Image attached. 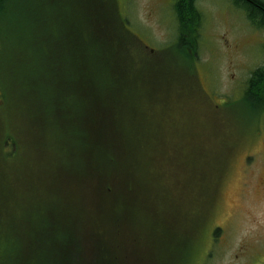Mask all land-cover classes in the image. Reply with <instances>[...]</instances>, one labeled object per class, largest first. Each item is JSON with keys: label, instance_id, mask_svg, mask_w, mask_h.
I'll use <instances>...</instances> for the list:
<instances>
[{"label": "rangeland", "instance_id": "rangeland-1", "mask_svg": "<svg viewBox=\"0 0 264 264\" xmlns=\"http://www.w3.org/2000/svg\"><path fill=\"white\" fill-rule=\"evenodd\" d=\"M12 1L0 40V238L6 239L0 253L7 242L6 258L23 264L18 253L26 243L20 239H29L49 219L66 236L63 217L72 222L77 211L69 231L85 215L95 222L94 230L115 238L108 241L118 246L124 264H264V133L259 101L244 99L250 68L259 60L246 59V18L232 1L196 3L203 25L192 82L186 78L192 68L175 53V0H116L131 40L126 37L128 44L109 50L98 47L100 58L93 62L87 57L89 42L47 44L35 33L29 0H17L22 1L17 7ZM55 21L58 41L71 27L59 12ZM92 64L100 65V75L110 82L105 86L112 87L101 92L109 110L90 113L98 115L92 125L105 123L98 126L101 133L117 120L116 133L137 135L127 139L136 146L130 147L138 165L132 171L126 161L120 165L119 149L113 150V168L104 155V170L96 175L78 169L84 158L70 156L75 144L63 153V142L71 138L64 139L65 129L58 128L55 95L79 89L80 70L88 75ZM168 73L170 83L164 79ZM36 124L48 129L47 148L53 147L48 152H43L45 142L35 144L42 145L40 135L35 142L28 132ZM141 130L166 141L150 143L137 133ZM102 135L115 143L108 138L113 134ZM80 174L86 180L74 183ZM62 206L52 218L51 210ZM114 217L124 220L117 233ZM58 248L57 242L36 241L32 264H55Z\"/></svg>", "mask_w": 264, "mask_h": 264}, {"label": "trees", "instance_id": "trees-1", "mask_svg": "<svg viewBox=\"0 0 264 264\" xmlns=\"http://www.w3.org/2000/svg\"><path fill=\"white\" fill-rule=\"evenodd\" d=\"M8 1L9 0H0V40L2 38L4 15L7 11ZM16 1L17 0H13L11 5L17 7L22 3V1H20L18 4H15ZM29 3V16L36 23L35 30L37 31L35 33L37 36H42L47 44H68L70 41H72V43L75 42L76 44H81V41L89 42L87 57L90 62L100 58L98 47L102 50H109L111 47L113 49L114 45L117 47V45L121 46L122 44H128L126 37L131 40L129 33L124 28L125 24L122 21L119 12L116 11V0H29ZM56 12H59L62 23L71 27V32H68L66 28L63 29L64 31H62L61 37L58 41L55 28ZM174 12L178 29V44L174 47L175 53H177V56L184 58L189 68H192L193 61L196 60L197 56V47L199 45L197 43L203 25V15L196 7V0H176ZM84 22L86 23V27H83ZM41 27L43 32L39 30ZM107 39L112 41V43L104 44ZM124 48H127V45H125ZM83 67L86 68L85 65ZM101 71L99 64L90 65L88 75L86 74L83 76L82 70H80L81 75L78 78L79 82L76 84L79 85V89H75L73 93H67L62 96L55 95L57 111V114H55L58 121V128L65 129L64 139L71 138L63 142V145L66 148L63 153L75 144L76 152L71 150L70 156L74 157L78 154L84 158V162H80L78 169L81 171L82 168V173L87 172L88 175L89 173L96 175V172L104 170V155L108 165L113 168L117 161L113 155L114 149H119L121 152V155L118 157L120 165H123L126 161L129 171H132L138 166L135 162V152L130 151V147L135 148L136 146L128 144L129 142H132V140L127 141V139L132 137H134V139L137 138V135L129 136V134L134 133L133 131L127 132L126 134L121 130V135H119V132L116 133L113 129V135L108 138L114 139L115 141L113 142L115 143H111L105 141L103 139L105 136L102 135V133H108L107 130L112 128L111 126L100 133L99 127L105 123L99 122L98 124L97 120L96 123L92 125L94 120H96L95 117L98 115L91 116L90 113H93V111L96 110V112L104 114L109 110L107 108L106 94H102L101 92L106 91V89L111 90L112 87L105 86V83L110 82L103 79L100 75ZM193 71L194 67L191 70L187 69L186 78L189 82H192L196 76V73H193ZM259 78L260 76L256 74L250 80V90L248 93L246 92L244 97L247 103L248 97L250 99L254 98L258 101L260 99ZM164 79L167 83H170V74L168 73ZM198 91H200V86H198ZM153 101L159 103L162 102L159 99H153ZM91 102H95V104L91 106ZM174 111L171 112L172 116L177 113V111ZM46 114H49L48 109ZM115 123L119 124L120 122L115 120L113 128H117ZM42 126L43 125L38 126L36 124V126L34 125V128L31 127L28 132L32 134L35 142L38 141L39 134L42 145L41 143L35 144H39L42 147L43 142H45V150L43 152H48L53 147L49 146L47 148L48 135H46V133L48 132V129L46 127L41 128ZM93 126H96L94 130ZM150 127L153 128L152 126ZM36 129L38 131L41 129L42 134L37 133ZM92 130L96 134L94 139L91 138ZM149 132L141 130L137 133H144L143 137H145L150 143L154 142L162 144L166 141L163 140V137L158 135L157 132L152 137ZM140 141H142V139L138 140V142ZM105 143H110V145H105ZM140 151L139 148V152ZM63 164V162L60 163V165ZM81 174L74 175V183H81L78 179L79 177H81L80 179L86 180ZM87 180L90 181V178ZM122 185L123 187L129 188L130 184L125 182ZM108 189L109 190H107L106 193L110 194V192H113L111 187H108ZM3 197L4 201H8L6 191H3ZM58 197L60 198L62 195L58 194ZM6 207L7 206H4L3 208V214ZM62 209L63 206L60 208H53L51 210L52 218H58L57 214L60 213ZM130 210L131 208L129 207L127 211ZM133 211L135 212V210ZM123 212H125V210H120V213ZM72 218L73 221H76L75 218H77V211L72 214ZM73 221L71 222V219L67 220L63 217V225L68 232L66 233V236L55 231L53 229L55 222L49 219V223H46L43 228L32 231L29 239H20L21 244L24 241L26 243L21 253H18L20 254V258H22L23 264H32L36 241H39L40 239L50 240L51 243L57 242L59 248L58 252L55 254V264H124V261H120V256L118 255V246L115 243L108 241L112 236L106 238L102 236L97 228L94 230L95 222H88V217L85 218V215L83 218H78L77 222H79V224H77L75 229L70 232L68 227H73ZM111 221L115 224L114 233H117L118 228L119 230L122 229V224L124 223L123 217H114ZM88 229L91 230L89 231L90 233L85 234L84 232L88 231ZM132 231L134 233L138 232L133 228L131 232ZM19 232H24L23 224ZM65 239L67 240L65 241ZM4 240L6 241V239L0 238V244ZM111 241H115V238H111ZM7 250L6 242L5 250H3L2 254L0 253V264H16L15 258H6L8 256ZM146 261L147 259H145L143 263ZM137 262L139 264V261H136V263ZM128 264L133 263L128 261Z\"/></svg>", "mask_w": 264, "mask_h": 264}, {"label": "flooded vegetation", "instance_id": "flooded-vegetation-1", "mask_svg": "<svg viewBox=\"0 0 264 264\" xmlns=\"http://www.w3.org/2000/svg\"><path fill=\"white\" fill-rule=\"evenodd\" d=\"M233 5L246 18V59L256 61L250 68L246 81V92L250 90L251 78L258 74L259 78V111L261 116L262 132L264 133V0H230ZM198 2V0H196ZM256 48V50H254ZM151 52H153L151 50ZM250 98L248 97V103ZM264 137V135H262Z\"/></svg>", "mask_w": 264, "mask_h": 264}]
</instances>
